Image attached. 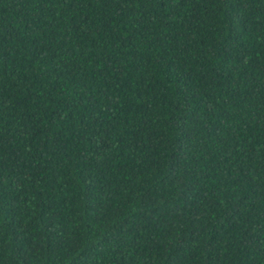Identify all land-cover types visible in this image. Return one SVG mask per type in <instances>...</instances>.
<instances>
[{"label":"trees","instance_id":"obj_1","mask_svg":"<svg viewBox=\"0 0 264 264\" xmlns=\"http://www.w3.org/2000/svg\"><path fill=\"white\" fill-rule=\"evenodd\" d=\"M0 264H264V0H0Z\"/></svg>","mask_w":264,"mask_h":264}]
</instances>
